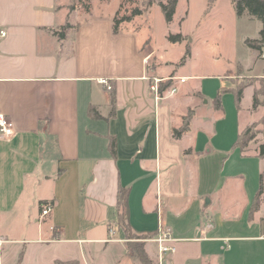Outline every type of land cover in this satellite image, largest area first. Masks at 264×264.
<instances>
[{"label": "crops", "instance_id": "obj_1", "mask_svg": "<svg viewBox=\"0 0 264 264\" xmlns=\"http://www.w3.org/2000/svg\"><path fill=\"white\" fill-rule=\"evenodd\" d=\"M216 2L204 0L198 22ZM71 4L0 0V112L14 127L0 140V264H142L113 225L119 187L128 188L131 226L153 233L143 241L154 264H264L263 173L258 209L250 215L260 183L242 187L244 202L231 211V175L221 163L231 132L220 138L213 123L198 122L203 105L221 110L212 99L225 85L207 99L194 76L150 64V40L129 23L114 33V14L78 15ZM249 49L263 69L264 49ZM169 77L175 93L150 89L154 78ZM243 155L264 165L257 151ZM40 201L53 203L49 214ZM160 226L170 231L171 252L160 253L154 240Z\"/></svg>", "mask_w": 264, "mask_h": 264}, {"label": "rangeland", "instance_id": "obj_2", "mask_svg": "<svg viewBox=\"0 0 264 264\" xmlns=\"http://www.w3.org/2000/svg\"><path fill=\"white\" fill-rule=\"evenodd\" d=\"M70 2L73 5L70 11L78 15L88 13L93 8V16H106L115 14L117 11L121 16L128 13L136 4H140L141 0H69ZM203 4L204 0H178L170 23L165 22L157 5L151 8L148 14L135 16L130 21L132 23H125H129L128 27L136 29L140 41L147 38V42L150 40V46L155 51V55L150 58V64L163 66L165 63L164 66L169 71L176 70L177 74L194 76L191 77V82L204 83L203 93L206 94L207 99L213 96L218 87L223 84L225 87L248 84L238 104L239 108L232 94L227 91L221 98L222 108L219 112H215L211 104L203 105L197 112L198 122L213 123L220 138L228 131L231 132V147L225 152V157L221 158V163L224 161L223 174L231 175V211H234L244 202L242 187L256 186L257 188L260 183V173H263L264 179V171H262L264 165L262 166L252 157L246 158L243 155L244 151L245 153L258 152L259 145L264 142V105L252 108L251 92V86L255 87L254 91L259 88L263 69L261 63H254V53L243 44L245 37L258 36L261 22L257 19L249 20L246 17L237 19L232 12L234 9L230 0H217L215 12L204 15L200 23L198 16ZM178 32L188 34L192 38L191 55L187 57L189 60L186 62V59L182 64L178 63L185 52L186 43H189V38L187 41L173 42L167 37L169 33ZM262 52L264 55V50ZM261 58L264 56H260ZM257 95L260 100L264 99V95L259 93ZM240 126L250 127L249 136H253L251 140L246 141L243 151L233 146V140ZM213 140L216 141V139ZM3 178L4 173L1 168V191ZM234 179L237 180L234 181ZM238 179H242V184ZM19 218L23 220L21 215L17 216L13 219V224H17ZM4 222L2 216V223ZM2 255L4 256V250L2 252L0 250V257Z\"/></svg>", "mask_w": 264, "mask_h": 264}, {"label": "trees", "instance_id": "obj_3", "mask_svg": "<svg viewBox=\"0 0 264 264\" xmlns=\"http://www.w3.org/2000/svg\"><path fill=\"white\" fill-rule=\"evenodd\" d=\"M208 5L211 6L215 0H207ZM236 15L238 17L242 15H248L252 18H255L261 22V29L259 31V38H246L244 40V44L249 48L259 51H262L264 47V0H232ZM178 0H141L140 4H136L133 8L130 9L128 13H124L123 15L119 16V11H117L113 16V32L118 33L121 24L125 22H130L135 16H139L144 14V12L148 11L149 8L153 5H157L163 15L165 22L170 23L173 20V16L176 10ZM122 6V5H121ZM73 8V5H70V9ZM68 25H65V27ZM59 36H62V31H59ZM169 40L173 42H179L186 40L185 36L181 33H169L167 34ZM190 55V45L187 42L185 46V52L181 57L178 64H182L185 62L187 57ZM163 85H159V90L162 91L163 89H167L173 85L172 78L169 77L162 81ZM234 84V83H233ZM259 88L257 91H254L252 97V108H256L259 105H264V99L260 100L257 93L260 95H264V68H263V75L259 80ZM248 86V84H234L231 87L222 86L218 89L215 97L212 99L216 108L221 109V94L224 92H231L234 96L235 103L238 107L240 103L244 89ZM260 90V91H259ZM114 101V98L112 99ZM89 114L93 118H101V116L96 112L94 107H89L88 109ZM190 118V113L187 114L183 118L182 121V128H185L188 125ZM250 127L243 128L237 135L236 140L233 143V146L239 147L241 151H243L244 146H246V141L251 140L253 136H249ZM109 149L111 154L114 156V140L111 139L109 144ZM258 156H264V142L259 145L258 148ZM262 177L260 176V185L259 188L252 200V203L249 208V213L252 215L259 207L260 203V196L262 194ZM47 203L46 201H40L39 207H42L43 204ZM52 203V202H50ZM53 204V203H52ZM116 219L113 225L121 230H123L126 236V247L131 252L133 256H135L142 264H154L152 260L147 255L145 248H144V239L149 238L153 235L151 232H142L135 230L130 222L128 216V188L119 187L117 191V202H116ZM156 234V233H155ZM54 264H76L75 261H55Z\"/></svg>", "mask_w": 264, "mask_h": 264}, {"label": "built area", "instance_id": "obj_4", "mask_svg": "<svg viewBox=\"0 0 264 264\" xmlns=\"http://www.w3.org/2000/svg\"><path fill=\"white\" fill-rule=\"evenodd\" d=\"M6 34L5 31H0V35L4 36ZM165 79L163 78H154L152 84L150 85V89L152 91H154L155 93L158 94V82L159 81H163ZM180 81H184V78H180ZM99 82L101 84H103L107 90H111L112 89V85L109 81V79L107 78H100ZM168 91L170 93H175L176 91V87L175 86H171L168 88ZM14 134V127H13V122L12 120L5 115L4 113L0 112V140L1 139H9L12 135ZM53 209V204L50 202H47L45 204L42 205L41 208V214L47 215L49 214ZM1 237H0V242H1ZM157 244H158V249L160 251V253H165L167 251H173L174 247L167 244L168 241L171 240V236H170V231L169 229H165L163 227H159L157 236L154 239Z\"/></svg>", "mask_w": 264, "mask_h": 264}]
</instances>
